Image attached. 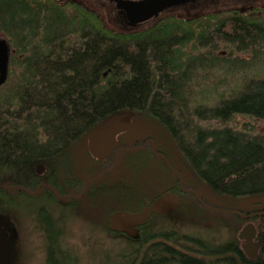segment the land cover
Returning a JSON list of instances; mask_svg holds the SVG:
<instances>
[{
  "label": "trees",
  "instance_id": "1",
  "mask_svg": "<svg viewBox=\"0 0 264 264\" xmlns=\"http://www.w3.org/2000/svg\"><path fill=\"white\" fill-rule=\"evenodd\" d=\"M62 3L0 0V37L11 50L9 77L0 85V182L35 161L65 157L104 119L131 111L166 130L181 164L212 193L236 199L264 192V135L227 125L238 116L264 121L263 11L163 15L150 28L124 33L106 29L82 6ZM116 183L130 197L120 210L151 206L153 198L135 194L130 181ZM171 190L176 183L165 193ZM0 198L7 207L8 194L0 191ZM159 217L149 214L128 236L104 228L110 242L127 241L96 254V264H233ZM45 240V264H78L54 234ZM92 247L103 244L96 239Z\"/></svg>",
  "mask_w": 264,
  "mask_h": 264
},
{
  "label": "rangeland",
  "instance_id": "2",
  "mask_svg": "<svg viewBox=\"0 0 264 264\" xmlns=\"http://www.w3.org/2000/svg\"><path fill=\"white\" fill-rule=\"evenodd\" d=\"M62 1V4L72 2V0ZM78 1L80 3L75 4L94 12L103 27L111 32L115 29L117 31V26L112 20L113 10L110 12L107 1ZM10 83L11 81L8 82ZM202 124L215 125L212 122ZM227 125L232 129L248 131L253 135H264V121L259 119L238 116ZM86 136L74 142L65 157L59 155L52 160L35 161L33 165L17 172L14 178H10L6 183L31 182L32 178L29 174H34L36 165L45 164L44 166L47 167L45 175L53 177L61 191L71 189L74 191L75 185L73 182L69 184V181L75 180L81 184L90 180L102 169L113 166V158L102 167L97 165L87 152ZM146 139H153L157 147L168 154L171 164L184 174L186 184L192 185L211 209L202 208L188 194H181L182 197H178L169 191L165 193L176 183V180L161 165L158 158L149 155V150L138 151L137 154L136 152L121 153L118 155L117 166L89 185L85 189L84 197L74 202L45 200L39 195L30 200L27 196L9 193L10 203H6L7 207L5 203L0 206V225L7 227L11 236L0 249V264H45L46 234H54V237H58L60 248L71 254L72 258L75 257L78 264H96L93 258L96 254L108 252L110 247L119 250L127 241L117 236L115 237L117 239L110 242L104 228L123 230L126 236L136 234V225L144 222L151 213L161 214L158 218L160 223L168 224L183 233L201 239L207 242L210 248H217L219 244L232 240L238 224L236 214L246 210L252 203L251 199L226 198L212 193L205 182L197 180L187 172L186 167L181 164L173 140L157 121L134 118L130 130L122 137L123 147L141 146ZM121 179L130 181L135 194L151 199L158 197L157 200L155 202L152 201L153 199L148 200L150 203L153 202L151 206L139 213L120 210L130 204L129 193L120 187L121 184L117 186L119 183L116 182ZM76 192H79V189ZM122 194H124L123 199ZM254 199H264V195ZM96 239L102 242L103 248H100L102 250L92 247Z\"/></svg>",
  "mask_w": 264,
  "mask_h": 264
},
{
  "label": "flooded vegetation",
  "instance_id": "3",
  "mask_svg": "<svg viewBox=\"0 0 264 264\" xmlns=\"http://www.w3.org/2000/svg\"><path fill=\"white\" fill-rule=\"evenodd\" d=\"M74 3H80L78 0H72ZM107 5L110 7V12L113 10V15H112V20L115 22V25L117 26V31L118 32H132V31H137L140 29H147L152 26H154L155 22L161 18L163 15H170V16H176L178 18H184V19H190L192 17H199L200 15L203 14H209V13H226V12H232V13H237L240 16H244L245 14H252V13H259V12H264V0H194L191 2H187L184 4L180 5H175L173 7H170L167 9L158 19H156L153 22L145 23L141 26L138 27H131L128 25H125L121 23L115 13V8L114 6L106 2ZM106 5V6H107ZM112 29V28H110ZM116 31V29H115ZM125 134V133H124ZM120 135L118 137V147L111 151V153L106 157L105 161L103 162H98L95 159H93L90 155V157L97 162V165L99 164L101 167L105 165L108 161H110L113 158V166H117V161H118V155L121 153L125 152H138V151H146L149 150L148 152L151 154L152 157L158 158L160 161L163 162L165 165L166 169L171 173L175 180H176V187L177 190L174 191H169L174 195L179 196L180 194H185V195H190L196 203L200 204L202 208L206 209H211L204 200L198 195V193L194 190L192 185H188L185 182V176L181 172L179 168H176L175 166L171 165L169 162V159L165 154L161 151L160 148L157 147L155 141L153 139H146L145 142L138 147H130V148H125L123 147V140L122 137L123 135ZM153 142V145L151 142ZM120 148H124L123 151L118 152ZM88 152V151H87ZM89 154V153H88ZM168 166H167V164ZM45 165V164H44ZM43 165V166H44ZM111 166L109 169L104 168L100 172H98L95 176L100 174L101 172L105 171L104 174L110 173ZM46 166H44V169L41 171L40 174H44L43 176L40 174H37L34 169V174H32L30 177L32 178L31 182H22V183H5L2 182L6 185H11V186H20V187H25L28 189L30 192L35 191L38 186L39 187L37 193L35 195H28L27 193L23 191H18V190H3L0 188V191H3L4 193H15L16 195L21 194L24 196H27L31 200L33 198H37L38 195L42 196L45 200H52V201H59V202H64V201H69V202H74L76 200H79L84 197L86 191L85 189L89 186L92 185L94 181H91L95 176H93L90 180L88 181H83L78 188H74V191L67 190V191H61L58 187V184L54 181L53 177L45 175L46 173ZM114 169V168H113ZM101 176V175H100ZM99 176V177H100ZM98 177V178H99ZM97 178V179H98ZM96 179V180H97ZM95 180V181H96ZM46 184V185H45ZM79 189V192H76ZM57 193V195L55 194ZM264 192L259 195H250L247 196L251 199L249 204V207L242 211L238 212L236 216H238L237 219V228L234 232V237L232 240H227V243L230 242L232 244L231 247H217L218 252H222L218 258L220 259H230L233 264H264V199H254L256 197L263 196ZM68 196V197H66ZM59 197H65L64 199H59ZM10 200V198H8ZM157 199H153L152 201L155 202ZM5 201L0 198V206ZM151 202V204L153 203ZM10 203V202H9ZM214 210V209H212ZM0 229H5L8 232V237L7 239L0 245V249L2 246L8 241V239L11 236V233L7 227L1 226ZM245 230V231H244ZM47 235V234H46ZM45 235V236H46ZM243 237H240V236ZM245 245V247H243ZM246 248V250L244 249Z\"/></svg>",
  "mask_w": 264,
  "mask_h": 264
},
{
  "label": "water",
  "instance_id": "4",
  "mask_svg": "<svg viewBox=\"0 0 264 264\" xmlns=\"http://www.w3.org/2000/svg\"><path fill=\"white\" fill-rule=\"evenodd\" d=\"M105 1L111 3L114 6L116 17L121 23L131 27H138L145 23L155 21L170 7L191 2L194 0H105ZM10 51H11L10 46L6 41V39L0 37V85L6 80L8 75ZM135 116L136 114L131 111L116 113L104 119L101 123H99L92 130H90L86 136V147L89 155L98 162L105 161L106 157L111 153V151H113L118 147L119 144L118 137L130 130ZM150 142L153 145V142L152 141ZM123 149L124 148H120L118 152L123 151ZM130 149H134V148H130ZM114 167L115 166H113V168ZM113 168H111L108 171H112ZM43 169L44 166L42 164H38L35 167V172L37 174H40ZM103 173H105V171L95 176L91 181H95ZM40 186H38V188L35 191L30 192L25 187L11 186L0 182V188L3 190L6 191L18 190V191H23L28 195H35ZM55 194L57 195L56 192ZM64 198L65 197H59V199H64ZM7 237H8L7 230L0 229V245L7 239ZM243 247H245V245ZM244 249L246 250V248Z\"/></svg>",
  "mask_w": 264,
  "mask_h": 264
}]
</instances>
